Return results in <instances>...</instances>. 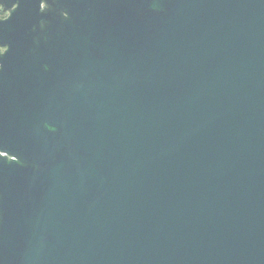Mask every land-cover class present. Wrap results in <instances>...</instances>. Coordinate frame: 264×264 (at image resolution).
I'll return each instance as SVG.
<instances>
[{
    "label": "water",
    "instance_id": "1",
    "mask_svg": "<svg viewBox=\"0 0 264 264\" xmlns=\"http://www.w3.org/2000/svg\"><path fill=\"white\" fill-rule=\"evenodd\" d=\"M0 14V264H264V0Z\"/></svg>",
    "mask_w": 264,
    "mask_h": 264
},
{
    "label": "flooded vegetation",
    "instance_id": "2",
    "mask_svg": "<svg viewBox=\"0 0 264 264\" xmlns=\"http://www.w3.org/2000/svg\"><path fill=\"white\" fill-rule=\"evenodd\" d=\"M6 16H4V15H2V14H0V18H5Z\"/></svg>",
    "mask_w": 264,
    "mask_h": 264
}]
</instances>
